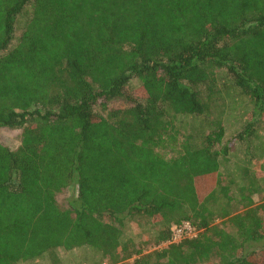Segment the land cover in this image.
I'll list each match as a JSON object with an SVG mask.
<instances>
[{"label":"trees","instance_id":"16d2710c","mask_svg":"<svg viewBox=\"0 0 264 264\" xmlns=\"http://www.w3.org/2000/svg\"><path fill=\"white\" fill-rule=\"evenodd\" d=\"M222 75L253 106L232 135ZM263 126L264 0H0V264H264Z\"/></svg>","mask_w":264,"mask_h":264},{"label":"rangeland","instance_id":"374dc122","mask_svg":"<svg viewBox=\"0 0 264 264\" xmlns=\"http://www.w3.org/2000/svg\"><path fill=\"white\" fill-rule=\"evenodd\" d=\"M27 19V15H24L19 19L18 27L16 30V35L21 33L23 25ZM223 80L221 84L226 87L224 91L221 104L224 107V120L225 125L229 131V134H234L238 129H240L244 124L252 119L253 106L250 104L249 100L245 97L235 93L233 90L232 83L227 76L222 75ZM138 83L134 82V86ZM22 135L21 131H13L5 128H0V144L10 147L16 150L21 145ZM255 145L261 147V149L256 151V159L264 164V126L261 129V133L258 138L255 139ZM241 148L236 150L233 154V163L231 169L236 165L244 164L242 158ZM235 163V164H234ZM234 171V169H233ZM76 196V188H72L58 197V201L61 206L68 207V202ZM257 205L264 203V196H259L256 198ZM197 233L193 231L192 234L186 232L180 236V239L194 238ZM134 237L137 242H146L147 246L144 247V255L152 253L156 249H160L154 246L153 228L146 226L144 229L138 226V222H130L126 232L124 233V241ZM260 247V246H259ZM31 264H110L106 261L103 256L99 253L94 252L89 248H82L72 252H67L64 250H56L53 253L47 254L40 260L35 261Z\"/></svg>","mask_w":264,"mask_h":264},{"label":"built area","instance_id":"2783aa9c","mask_svg":"<svg viewBox=\"0 0 264 264\" xmlns=\"http://www.w3.org/2000/svg\"><path fill=\"white\" fill-rule=\"evenodd\" d=\"M194 231L193 227L190 225V223H185L182 226H175L173 228V238L171 243H180L182 241V239H180V236L182 234H185L186 232H189L190 234H192ZM195 232V231H194ZM196 237V236H195ZM194 237V238H195Z\"/></svg>","mask_w":264,"mask_h":264}]
</instances>
